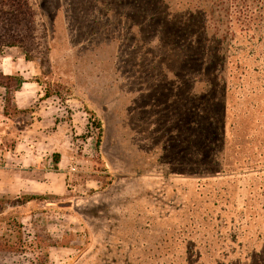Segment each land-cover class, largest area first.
I'll return each mask as SVG.
<instances>
[{"label": "rangeland", "instance_id": "374dc122", "mask_svg": "<svg viewBox=\"0 0 264 264\" xmlns=\"http://www.w3.org/2000/svg\"><path fill=\"white\" fill-rule=\"evenodd\" d=\"M23 2L0 51V264H264L257 62L231 56L229 0Z\"/></svg>", "mask_w": 264, "mask_h": 264}, {"label": "trees", "instance_id": "16d2710c", "mask_svg": "<svg viewBox=\"0 0 264 264\" xmlns=\"http://www.w3.org/2000/svg\"><path fill=\"white\" fill-rule=\"evenodd\" d=\"M229 2L231 20L229 25L226 26V32L231 36L227 40L228 48L232 51L231 56L236 58L237 64L242 61L246 64V67H248V59L255 56L259 105L264 118V0H229ZM29 24L30 17L26 10V3L23 0H0V51L5 47L14 45L20 35L26 33L24 28L28 30ZM237 28H241L240 30L244 34L245 39L243 41L246 46L242 48L235 46L232 42V39H234L233 31H236ZM247 49H249L248 53H246ZM21 83L23 81L20 80L14 90H18ZM45 93L48 95V92ZM6 97L7 106L12 101L9 90L6 92ZM88 113L90 123L95 125L99 135H101L102 129L99 121L95 119L93 112L89 111ZM5 114H7L6 110ZM226 136L228 135L225 134L222 139L221 148H215L216 156L219 155L223 163L236 166L239 161L235 159L236 156L232 157V154L241 144ZM198 155L203 158L201 153Z\"/></svg>", "mask_w": 264, "mask_h": 264}]
</instances>
